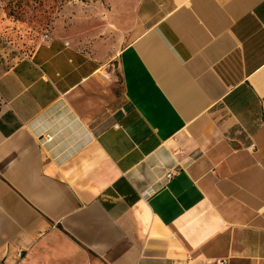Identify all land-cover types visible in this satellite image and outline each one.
Masks as SVG:
<instances>
[{
    "label": "crops",
    "instance_id": "crops-1",
    "mask_svg": "<svg viewBox=\"0 0 264 264\" xmlns=\"http://www.w3.org/2000/svg\"><path fill=\"white\" fill-rule=\"evenodd\" d=\"M77 12L0 61V264H264V0ZM114 32L126 103L93 124Z\"/></svg>",
    "mask_w": 264,
    "mask_h": 264
},
{
    "label": "rangeland",
    "instance_id": "rangeland-1",
    "mask_svg": "<svg viewBox=\"0 0 264 264\" xmlns=\"http://www.w3.org/2000/svg\"><path fill=\"white\" fill-rule=\"evenodd\" d=\"M104 0H0V61L32 54L57 30L67 29L82 8L99 7ZM116 32L109 37V62L96 80L89 117L93 124L117 114L125 106L116 55L122 48ZM118 40V41H117ZM130 39L126 40V43ZM3 44V45H2Z\"/></svg>",
    "mask_w": 264,
    "mask_h": 264
},
{
    "label": "built area",
    "instance_id": "built-area-1",
    "mask_svg": "<svg viewBox=\"0 0 264 264\" xmlns=\"http://www.w3.org/2000/svg\"><path fill=\"white\" fill-rule=\"evenodd\" d=\"M52 140V138L51 137H47L46 138V141L48 142V141H51ZM173 178V174H171V173H169V174H167V176H166V179L167 180H170V179H172Z\"/></svg>",
    "mask_w": 264,
    "mask_h": 264
}]
</instances>
